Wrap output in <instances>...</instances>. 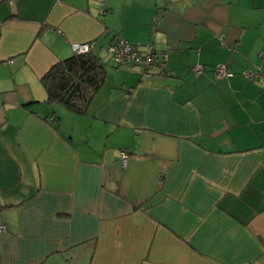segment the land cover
I'll return each mask as SVG.
<instances>
[{"label":"crops","instance_id":"obj_1","mask_svg":"<svg viewBox=\"0 0 264 264\" xmlns=\"http://www.w3.org/2000/svg\"><path fill=\"white\" fill-rule=\"evenodd\" d=\"M80 42L83 113L41 83ZM0 222V264H264V0H0Z\"/></svg>","mask_w":264,"mask_h":264},{"label":"trees","instance_id":"obj_2","mask_svg":"<svg viewBox=\"0 0 264 264\" xmlns=\"http://www.w3.org/2000/svg\"><path fill=\"white\" fill-rule=\"evenodd\" d=\"M104 75L102 57L90 50L53 64L42 75L41 83L48 101H57L71 111L83 113Z\"/></svg>","mask_w":264,"mask_h":264},{"label":"built area","instance_id":"obj_3","mask_svg":"<svg viewBox=\"0 0 264 264\" xmlns=\"http://www.w3.org/2000/svg\"><path fill=\"white\" fill-rule=\"evenodd\" d=\"M92 48L90 42H80L75 46V53H86ZM106 50L110 53L117 66L126 67L129 64H142L144 69L147 70L153 62H158L159 66L163 67L168 57L169 47H165L161 51H158L152 43H148L141 50L137 45L129 43L122 37H116L109 42L106 46ZM10 61V60H9ZM192 71L195 74L201 73L203 70L202 63H196L191 66ZM215 75L217 77L224 76L228 68L225 64H217L215 66ZM244 75L254 78L258 75V72H251L249 70L244 71ZM128 149H121L119 152V159L122 165L126 164L128 158ZM6 230V226L3 222H0V237Z\"/></svg>","mask_w":264,"mask_h":264},{"label":"rangeland","instance_id":"obj_4","mask_svg":"<svg viewBox=\"0 0 264 264\" xmlns=\"http://www.w3.org/2000/svg\"><path fill=\"white\" fill-rule=\"evenodd\" d=\"M101 54H102V56H104L106 62L107 61L111 62L110 61L111 55H110V53H108V51L106 50V48H104V51L102 50Z\"/></svg>","mask_w":264,"mask_h":264}]
</instances>
